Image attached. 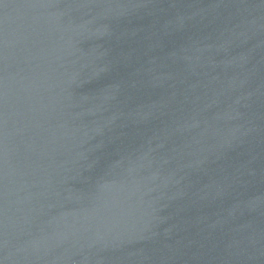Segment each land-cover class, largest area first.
<instances>
[{"label": "water", "instance_id": "water-1", "mask_svg": "<svg viewBox=\"0 0 264 264\" xmlns=\"http://www.w3.org/2000/svg\"><path fill=\"white\" fill-rule=\"evenodd\" d=\"M0 264H264V0H0Z\"/></svg>", "mask_w": 264, "mask_h": 264}]
</instances>
